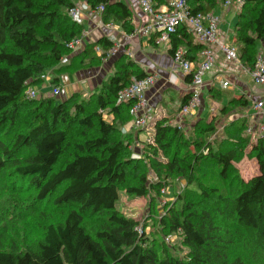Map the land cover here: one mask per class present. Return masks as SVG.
Instances as JSON below:
<instances>
[{"label": "trees", "instance_id": "trees-1", "mask_svg": "<svg viewBox=\"0 0 264 264\" xmlns=\"http://www.w3.org/2000/svg\"><path fill=\"white\" fill-rule=\"evenodd\" d=\"M80 1L0 0V168L13 166L37 186V208L47 203L63 212L61 221L46 223L35 244L18 238V226H13L16 240L8 249L0 244V264H252L243 258L247 249L253 264L261 263L252 251L264 248V138L252 142L248 118L237 117L225 120L219 140H210L219 133L217 114L248 108L245 96L231 98L211 119H196L192 136L169 118L156 120L155 144L139 139L148 159L136 158L133 136L123 132L133 120V102H118V92L147 74L129 55L122 54L113 74L87 96L74 92L59 102L53 95L28 97L27 89L44 76L60 86L61 74L98 66L106 58L95 51L96 45L104 51L112 45L106 35L94 42L88 38L78 52L68 46L85 29L69 11ZM85 1L92 9L104 5L105 24L117 23L125 32L135 28L125 0ZM154 1L156 8L165 3ZM225 1L188 0L193 12L204 13ZM235 31L240 61L253 67L260 44L264 52V0H242ZM181 46L191 60L199 59L203 45L185 25L173 35L170 53ZM221 93L216 86L210 89L212 99ZM246 150L259 171L241 187L234 162ZM150 172L155 180H149ZM177 180H185V188L156 217L161 235L147 233L146 223L140 231V221L119 209L125 191L151 195V211L158 213L162 189ZM168 235L181 237L180 246H169ZM177 248L187 250L177 254Z\"/></svg>", "mask_w": 264, "mask_h": 264}, {"label": "built area", "instance_id": "built-area-1", "mask_svg": "<svg viewBox=\"0 0 264 264\" xmlns=\"http://www.w3.org/2000/svg\"><path fill=\"white\" fill-rule=\"evenodd\" d=\"M144 14L148 16L145 23L138 25L131 32L127 33L128 38L137 36H146L154 39L156 45L171 44L172 37L182 25L187 26L188 30L194 35L195 41L201 43L202 50L200 52L201 61L196 63L186 55V47L181 46L175 49L173 56L174 61L181 66L184 72L191 75L190 90L187 99L181 104L175 117L181 124L190 116H195L202 105V90L205 86V77L210 73L218 61L221 54L228 62L240 61L238 49L225 42L219 37V28L221 24V16L215 11L209 12H193L188 0H165V3L156 8L154 0H137ZM238 4H242V0H237ZM232 5V0H226L224 7ZM105 7L100 4L93 12L102 16ZM72 19L78 24H83L82 8L76 4L70 8ZM112 23L107 24L108 27L113 26ZM89 32L83 29L80 35L74 37L68 46L73 52L81 50L87 40ZM109 39L112 45L107 51L101 46L96 45L95 51L101 55L106 53V58L115 56L124 46L121 38L110 35ZM245 66V65H244ZM252 82L255 85L264 88V52L261 51L257 55L256 62L253 67L245 66ZM220 86L223 89L232 87V81L224 75H219ZM157 80V74L148 72L145 76L134 78L127 86L119 90V102H133L130 113L133 116L134 124L143 129L152 128L153 115L149 108L148 99L146 97L147 90L152 87ZM61 92L60 86H54L53 94L58 95ZM39 93L34 87L27 89L29 98H36L44 95ZM245 97L252 105L253 111L243 115L248 118L246 128L252 142H256L260 138H264V97H256L255 94L246 93ZM148 130V131H149ZM166 193V188L162 189ZM141 231L142 228L138 226ZM167 241L173 240L172 235L166 237Z\"/></svg>", "mask_w": 264, "mask_h": 264}, {"label": "rangeland", "instance_id": "rangeland-1", "mask_svg": "<svg viewBox=\"0 0 264 264\" xmlns=\"http://www.w3.org/2000/svg\"><path fill=\"white\" fill-rule=\"evenodd\" d=\"M128 3V0H125ZM85 2V0H83ZM87 4V3H86ZM240 4V3H239ZM235 3L232 4L234 6L230 7L228 11L226 12V18L223 19L224 24H221L219 28V36L226 37L227 43L235 46L236 48L239 47V41L237 39V33L235 31V25L238 19V14L240 11V5ZM84 17V16H83ZM84 22V18H83ZM263 50L262 44H260V51ZM71 56H68L64 60V63L69 61V58ZM66 61V62H65ZM86 70H90V68H87ZM79 71V70H78ZM78 71H72L70 73H64L61 74L62 78V86H65L66 81L63 80L68 74L77 75ZM44 84V85H43ZM51 84V85H50ZM43 86H49L47 89L43 88ZM219 87V85H217ZM32 87H34L38 92L45 93L44 96L53 95L56 100L62 101L66 99L67 97L71 96L74 92H81L79 89L75 90L72 94L69 96H66V91L62 90L61 94L54 95L52 94L54 85L51 83V77L50 75L44 76V81L42 83L34 84ZM71 88V87H70ZM231 90L235 89L234 86L230 87ZM64 89V88H63ZM73 90V89H71ZM69 89V91H71ZM46 91V92H45ZM234 92H237V90H234L232 92H225L228 94L229 97H234L236 94ZM84 96H87L83 92H81ZM225 99H227L226 95L223 93V100H214L212 98L208 97V94H205V105H204V111L202 117L205 119H210L211 117V110L216 109V112H220V107L224 105L226 102ZM119 102V101H118ZM174 108L170 109V113H173ZM153 113V112H152ZM216 113V114H217ZM198 114V113H197ZM196 114V115H197ZM24 114L21 115L19 118L20 123L26 124V122L22 121L24 119ZM199 116V115H198ZM106 118L109 122H112L113 116L110 114H106ZM169 118V122L173 124H178L182 129L184 130L186 135H194L193 133V126L195 125L196 121H193L192 117L187 119H192L189 122L184 121L181 124L180 121L176 117ZM158 119L152 120L149 126L152 128H141L136 125H134L133 128H131V131L126 130L123 127V132L127 134H132V151H134V155L138 157H145L148 153L143 149V142L139 140V136H141V140H146V142L149 144H155L154 143V124ZM133 121V120H132ZM134 122V121H133ZM216 122L219 124V133H215V135H212L210 137V140H219L221 138V133L224 132L223 127L226 123L224 120V115L217 114ZM26 126V125H25ZM24 126V127H25ZM26 130L27 128H23ZM139 129H143L141 135L139 133ZM149 130V131H148ZM217 131V132H218ZM246 154L239 159L238 161H235L234 164L237 167V170L239 172V175L242 179V183L240 184L241 187H244L245 185H249L251 178L255 173H257L258 170V163L256 158L251 157L249 154ZM161 159H166L160 153ZM146 159L147 156H146ZM149 180H155L156 174L154 172H150L148 176ZM185 188V180H177L176 183L173 185L166 187V193H163L159 199V205L157 206L158 213H152L151 211V195H148L147 197H135V196H129L125 193V191H121V199L119 202V209L128 217H132L135 219H138L140 221V228L143 229L144 224L146 223V232L149 233L151 236H158L161 234H158L159 226L157 225L156 217H159L163 214H165L167 208L165 207L168 203H175L178 198V194L183 192ZM37 186L34 183L29 184V181L27 179H22L18 173L15 171V168L13 166H10L9 168H0V244H2L6 249H8V246L10 244V241L16 240L15 238V231H12L13 226H18V238H23L27 244H35L37 243L43 236L44 227L47 222H59L63 219V212L54 206H50L47 203L40 204L39 208L36 207V196H37ZM8 201V202H6ZM47 208V209H46ZM41 209V211H40ZM48 210L47 213H42V211ZM15 213V214H13ZM43 214H48L49 216L44 217ZM93 224V223H91ZM162 237V236H159ZM167 237V236H166ZM165 237V241L169 244V246H180L181 237L176 236L173 240L167 241ZM238 246V245H237ZM242 245L239 246V248ZM181 248V247H180ZM174 249L175 253L177 254H184L187 249ZM237 247V249L239 250ZM248 250V249H247ZM247 250H243V258L247 261H251L253 264V259L249 255V252ZM242 252V250H241ZM253 254H256L257 259L261 261V263L254 262L255 264H264V248H258L254 247V251H252ZM251 264V263H250Z\"/></svg>", "mask_w": 264, "mask_h": 264}, {"label": "crops", "instance_id": "crops-1", "mask_svg": "<svg viewBox=\"0 0 264 264\" xmlns=\"http://www.w3.org/2000/svg\"><path fill=\"white\" fill-rule=\"evenodd\" d=\"M86 3V1L83 2L82 0L78 2V5L83 11V25L84 28L89 32V40L94 42L97 41L101 36L106 35L110 37V35L113 34L114 36H117L123 40L124 46L120 49L117 55L103 59L100 65L82 68L78 71L77 75L68 74L63 79L67 84H65V86H62V84L60 85V94L62 93V90H64L66 91V96H69L75 90L79 89L84 94L89 95L106 78H108V76L113 74L115 70V61L122 54H127L136 62H138L145 72H153L157 74V80L155 84L146 92L150 111L153 112L152 120L161 119L163 117L174 118L181 104L183 103L184 97L189 94L190 81L187 79L188 74H186L181 66L174 61L173 56L170 53L172 43L156 45L155 43L151 42L150 37L146 36L128 38V32H125L121 25L112 23L113 26L108 27L107 24L103 22L102 16L93 12L92 8ZM128 4L134 12L133 23L135 27L145 23L148 19V16L144 14L137 0H128ZM232 6L230 5V7ZM230 7L219 6L214 10L221 16V24H224L223 19L226 18V12L228 9H230ZM220 40L228 42L224 36L220 37ZM200 61L201 56L199 55V59L195 62L199 63ZM87 68H90V70H86ZM219 75L228 77L232 81V86H234L235 89L231 90V88H221L220 81L218 79ZM217 85H219V87ZM213 86H216L218 89L222 90V93L216 96V100H223V93L226 95L227 99H225L226 102L224 105L229 103L231 98H240L241 96H245L246 93L253 92L256 97H264V88L255 85L252 82L249 73L246 71V68L241 61L228 62L225 60L224 56L220 54L213 70L210 73H207L205 77V86L202 90L203 103L199 107L197 112L198 114L195 116H190L192 117L193 121H196V119L202 117L201 114H203L205 105V94H208V97L211 98L210 89ZM48 87L49 86H43L45 89ZM69 89L73 90L69 91ZM234 90H237V92H234V94H236L234 97H229L228 94L225 93L232 92ZM172 108H174V111L173 113H170L169 111ZM252 108V105L249 104L248 108L233 109L231 113L224 115V120L229 121L237 117H242L243 115L252 112ZM211 112L210 119L217 113L216 109H212ZM192 119H185V122H189ZM134 125V122L131 121L124 128L131 131V128H133ZM139 139L141 140V136Z\"/></svg>", "mask_w": 264, "mask_h": 264}]
</instances>
